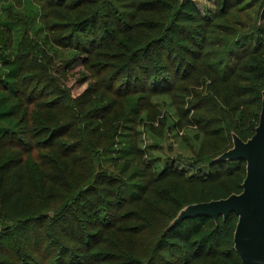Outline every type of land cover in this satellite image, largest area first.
Wrapping results in <instances>:
<instances>
[{
  "label": "trees",
  "instance_id": "1",
  "mask_svg": "<svg viewBox=\"0 0 264 264\" xmlns=\"http://www.w3.org/2000/svg\"><path fill=\"white\" fill-rule=\"evenodd\" d=\"M39 1L46 7L54 2L57 8L75 9L79 6L82 9L75 19L63 25L66 30L59 35V43L75 52L59 65L69 70L75 64L72 60L80 59L83 65L96 67L90 68L95 70L96 78L92 93L95 96L125 94L130 100L128 112L131 114L145 102V95L133 88V80L140 69L145 70L143 74H147V79L153 72L156 78L163 77L172 65L168 60L173 55L184 66L188 55L199 56L198 52L202 51L206 41L214 40V28L218 27L213 26L212 19L200 13L194 0ZM154 8L155 14L149 13L143 21L151 27L145 33L137 31L138 17ZM159 20L163 23L160 29H152ZM253 39L252 55L247 59L255 86L250 91L260 102L261 111L264 22L256 26V35H242L233 47L236 50L244 43H253ZM1 45L9 54L0 57V62L7 67V73L0 77V150L5 146L13 152H8L11 154L0 161V264H85V259L93 255L99 259L111 258L110 264H174L181 257L182 262L193 264H205L195 262V258L215 260L218 264H243L233 241L238 220L236 213L227 218L220 216L218 221L199 215L173 226L169 224L183 207L191 203L239 193L246 175L245 160L219 161L215 160L216 157L202 155V165L207 167L205 172L199 169L187 174L181 169L167 168L155 173L153 169L151 171L152 166L141 159L135 142H124L122 136L117 138L116 131L108 141L110 132L103 127L108 124L105 118L114 112V106L109 104L95 105L82 113L84 122L81 128L88 130L86 133L77 128L82 119L75 113L69 117L60 115L54 126V122L38 120L40 123L32 127H38V133H46L48 138L34 143L29 130L32 121L26 117L19 99L23 91L19 77L23 65L18 56L13 57L14 53L9 51L5 42L1 41ZM195 51L197 53L191 54ZM119 79L127 83V91L116 87ZM260 111L258 122L251 126L245 123L246 117L241 114L238 124L232 126L231 134L234 132L244 140L252 136L259 123ZM75 129L80 131L78 139L72 138ZM85 146L94 153L87 151ZM36 150L41 151L38 157H48L55 164L51 167L45 162L31 164L27 154ZM42 150H49V154ZM59 157L65 160L63 166L56 164ZM123 157H129V160L124 162ZM39 166H46V173L41 175ZM65 169L68 174L64 180ZM58 190L63 194L59 203ZM143 197L146 212L131 211L127 218L133 220L134 225L127 229L136 233L149 227L162 228L164 222L167 224L148 262L136 256L118 261L116 255L96 250V243L90 241L92 233L86 225L97 228L98 235L119 230L110 220L117 216L125 203ZM121 214L120 220L125 218ZM76 240L77 248L80 243L86 248L77 255L74 254L75 248L73 251L68 246L69 242ZM101 240H97L98 245Z\"/></svg>",
  "mask_w": 264,
  "mask_h": 264
},
{
  "label": "rangeland",
  "instance_id": "2",
  "mask_svg": "<svg viewBox=\"0 0 264 264\" xmlns=\"http://www.w3.org/2000/svg\"><path fill=\"white\" fill-rule=\"evenodd\" d=\"M194 2L200 13L212 19L213 26H218L214 28V40L206 41L202 51L198 52L199 56L188 55L184 66L176 56H171L168 63L172 65L167 68L168 72L163 77L161 75L156 78V73L153 72L147 79V74H143L145 70L140 69L136 76L139 80L134 78L133 88L145 95V102L136 113L131 114L128 112L130 100H127L125 94L115 96L106 93L95 96L92 93L96 78L95 70L91 69L96 67L90 69L80 59L72 60L75 64L69 70H64L59 65L69 60L75 52L59 43V35L66 30L63 25L75 19L82 10L79 6L65 9L66 7H55L54 2L46 7L39 0H0V57L9 54L1 45L3 41L9 46V51L14 53L13 57L18 56L23 65L19 76L23 82V91L21 90L19 99L26 117L32 121L29 130L34 143L48 138L46 133H38V127H32L40 123L38 120L54 122V126L60 115L69 117L75 113L82 119L77 127L81 128L84 122L83 112L95 105L109 104L114 106V112L105 118L108 124L103 127V130L110 132L108 141L116 131L117 138L122 136L124 142H135L141 152V159L149 163L152 166L151 171L153 169L155 173H161L167 168L181 169L187 174L196 173L199 169L205 172L207 167L202 165V155L214 158L229 149L232 144V126L238 124L241 114L246 117L244 121L249 126L258 122L260 102L256 101L250 91L255 86L252 81L253 71L247 61L252 55L250 51L254 48L255 40L253 39V43H244V46L236 50L233 45L244 34L256 35L264 0ZM154 10L155 8L142 12L138 17L140 23L135 28L137 31L145 33L151 27L143 21L149 13L155 14ZM161 21L155 23L152 29H160L163 24ZM195 53L197 52H191ZM226 61L228 65L225 66ZM6 71V65L0 62V77ZM126 84L119 79L116 87L127 91ZM100 131L102 132L101 128ZM82 132L86 133L88 130L81 128ZM74 133L73 139L80 138L79 130L75 129ZM85 147L87 151L94 153ZM42 151L49 154V150ZM8 152L13 151L2 147L0 161L7 154H11ZM39 152L41 151L36 150L35 153L27 154L31 158V164L45 162L49 167L55 164L48 157H38ZM58 159L56 164L63 166L65 160L61 157ZM128 160L129 157H123L124 162ZM46 170V166H39L41 175ZM67 174L65 169L64 180ZM144 199L145 197L133 203H125L116 213L117 216H113L110 221L119 230L98 235L97 228L86 225L92 233L89 239L95 241L93 243H96V250L116 255L119 257L118 261L124 257L136 256L145 263L148 262L154 245L167 224L164 222L162 228L149 227L136 233L127 229L134 225L133 220L127 218L131 211L146 212ZM60 200H63V194L58 190V203ZM149 200L150 198L147 201ZM121 213L125 216L122 220ZM98 239H102L99 245ZM81 245L80 243L77 248L78 240L68 244L73 251L75 248L76 255L81 250H86ZM94 256L87 257L85 264H110L113 261L111 258L99 259ZM181 258L174 264L194 263L182 262ZM193 260L198 263L218 264L215 260Z\"/></svg>",
  "mask_w": 264,
  "mask_h": 264
},
{
  "label": "water",
  "instance_id": "3",
  "mask_svg": "<svg viewBox=\"0 0 264 264\" xmlns=\"http://www.w3.org/2000/svg\"><path fill=\"white\" fill-rule=\"evenodd\" d=\"M264 21V6L260 12V23ZM246 162V175L239 193L229 196L191 203L183 207L169 226L199 215H207L218 221L231 213L238 215L233 241L243 264H264V87L259 123L255 132L242 139L232 132V146L215 160H239Z\"/></svg>",
  "mask_w": 264,
  "mask_h": 264
}]
</instances>
